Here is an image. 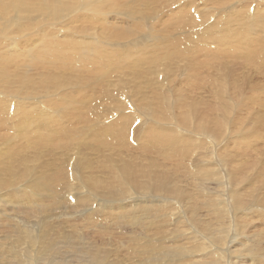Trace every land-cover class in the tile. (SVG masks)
Returning a JSON list of instances; mask_svg holds the SVG:
<instances>
[{
    "label": "bare ground",
    "instance_id": "obj_1",
    "mask_svg": "<svg viewBox=\"0 0 264 264\" xmlns=\"http://www.w3.org/2000/svg\"><path fill=\"white\" fill-rule=\"evenodd\" d=\"M80 1H81V3L79 4ZM144 1L146 2V0H144ZM161 1L163 3H174V5L178 4L177 7L175 8V10L173 11V13H175V14H172V13L170 14L171 18H170V20L168 19L169 25H172L174 23V25L176 24V26L186 25V26L190 27L191 25L194 26L196 23L200 24L201 26L204 25L205 23H207V22L204 23V21H206L207 17L210 15V12L204 11V10L198 11V9H199L198 5L199 4H197V6H196V3L193 0L192 1L191 0H161ZM182 1L184 2V4H181L182 6H179V2H182ZM239 1H241V0H239ZM162 2L161 3L159 2L160 5H162ZM220 3L225 4V3H227V1L224 0ZM194 4H195V6H193ZM215 4H217V3H215ZM78 7H80L81 9L78 10ZM148 7L151 10L150 6H148ZM192 7H195L193 11L191 10V9H193ZM105 11H107L108 17L101 16L103 13H105ZM191 11H192V13H191V15H189V13ZM224 11H225L224 9L220 10L221 14L219 17L217 16V19H216L217 21H215V20L211 21L210 20V23L206 24L207 26H202V27H204V28L201 27L203 31L201 29H199L200 25L198 26L199 32L201 30V32L205 31V33H208V32H212L213 34L218 33V32L222 33V38L217 40V42L213 41L217 45L218 49H214L213 53L210 54L211 51H209V50H211L212 48H208L205 45V47H202L203 52H200V47L192 46L190 43L191 41L188 42V43H190V45L187 46L188 45V43H187V45L185 47V51L192 53V55L197 54V58H195L196 56H194V58L196 59V61H197V59L199 61H201V65L203 64V61L198 58V55L201 56L200 53L203 54L205 52L204 54H206V52L209 51L207 54V57L213 58L214 60H215V58L219 59V57H221V56L222 57L223 56H227V57L229 56L228 58L238 57L239 59L240 58L241 59L253 58L255 53H258V51H259V48L256 47V44H258L260 42H262V43L264 42V35H260V34H257V36H255V37H257V41L249 40V37L251 36L250 31L253 32V30H255V32L258 31V33H261V32H263V29H264V26L262 24V19L259 17H256V15L252 17L250 14V16L252 17L251 20L246 21L245 23L242 24V26L246 24L245 27H246L247 31H249L250 34L244 35L243 38H241V37H239L238 39L233 38V41L237 40L236 42H232L231 38H229L231 40V42H228L229 44H227L228 45L227 46L225 44V42H222V40L224 39V36H225V32L227 31V33H228L227 36H231L229 34L231 32H233V36H237L239 33V23H233L232 20H226V19L231 17L229 15V13H230L229 8L226 9V13ZM78 12H80L81 15H79V14L77 15ZM121 13L122 12H120L116 8V4L113 2V0H0V124H3L5 121L9 120L10 118L12 119L14 117L15 113H21L23 116L29 115V118H30V115L32 116V114L37 109V107L40 106L38 103L37 104L39 106L36 105L35 102L27 103L25 101H21L20 99L23 98L22 95L18 96L16 94L12 93V92H14L12 90H15L16 88L31 89V90L37 91V93H34L35 92L34 91L33 92L34 94H38L39 88L43 87L44 85L47 88V84L49 82H51L52 84H54V87L52 89H53V91H55V88H59L58 85H60L61 83L64 84L68 79V76L66 74L65 75H57V74L53 75V74H49V73L47 74V73H43V72L39 73L40 72L39 71L38 73L40 74L39 75L40 79L36 80L34 75H29L31 73V71L25 70V67L28 66L30 62H33L36 60V62L39 63V65H44L47 62H52V63L59 64V65H61V63H65V65H67L69 67L71 59L74 58V57L71 58V54L74 56L76 54V52L79 54L78 56H81V57H83L84 55L88 57L89 55L93 54L92 58H96L102 54V56H104L105 58H107L109 61L112 62V64H110L109 67H107V71L99 68L101 66V63H103L99 59H97V62H90V63H92V68L98 69L99 71L102 72V74L104 73V76H109V78H110V77L114 76V75L113 76L110 75L111 73H114L115 71H119V70H116L113 68L116 65H119V67H120L121 65L125 66L126 64H128V65H131L130 67H133L132 68L133 73H142L141 71L138 70V68L140 66L143 67V65H145V64L148 65V64H151L154 61L158 60V56H159L160 52L157 51V48L165 49L167 52H169L168 51L169 49L171 50V48L173 46V42L171 40L168 39V41H167V38H164L161 36H151L148 38L146 35L144 42H146L148 40V42H149V44L147 45L148 48L151 46H155V45L158 46L155 49V53H152V52L149 53L148 52L149 54L145 55V52H141L142 48H140V51H137L134 54V53H132V51L129 48L130 45H125V44L120 45L122 47V49H125V50L119 51L117 49V47H115L116 45L114 44V42H115L114 38H117L119 40H125V39L130 40L133 36L138 35L136 32L132 31L130 27L125 28L126 25L125 26L120 25L121 23L123 24V22H124V21L119 20V16L121 15ZM251 13H253V12H251ZM90 14H94V15H90ZM70 16L73 17L71 19V22L67 19ZM78 16L88 17V19H89L88 22L90 21L93 23L89 24L90 27L87 25H83V24H85L83 22L84 20L79 21ZM151 16H153V15H148V16L144 15L143 18L139 21V23L143 26L142 29L149 28L154 24L153 20H154V18H156V16L153 17L152 20H151ZM166 17L167 16H165V18ZM75 18H77V20H74ZM73 20L76 21L75 22V25H77L76 30L77 31L79 30L81 35L84 34L86 32V30H88L89 28H93L92 26L95 24H99L102 27H104L105 31H107L106 38L108 41H106V44L108 43L109 45H112L111 49L110 50L106 49L105 48L106 44H104V48L102 47L104 50H100V49L93 47V46H96V40L99 39L96 37H98V36L95 37V39H96V40L94 39L95 41L88 39V38L92 37L93 35L87 36V40H86V38H84V39H79V38L71 39L72 33H69L68 36L66 34L67 37H65L64 40H62L64 34L61 37L59 36L60 34L58 36H55L56 34L54 32H56V29H53L51 27L52 25L55 26L57 24V22L59 24L60 21L62 23L64 21H66V24L69 25L72 22H74ZM148 20H151L152 22L149 23ZM166 20H167V18H166ZM160 21H159V23H160ZM80 22H83V23L81 26H78L80 24ZM163 24H164V21H163ZM167 24H165V25H167ZM235 24L237 25V28H235ZM42 25H44V26L47 25L46 27L43 28V29H47L45 32H43V36L52 35L50 39H43L42 36L37 35L36 32L38 30H42L38 26H42ZM197 25H195V26H197ZM73 27L74 26H72L71 28H73ZM212 27H213V29H212ZM191 29H194V27ZM195 29L197 30L196 27H195ZM70 30H69V32H73ZM191 31L188 34H191V36L195 35L196 31H194L193 34L191 33ZM15 32H19L17 35L18 39H14V37L16 35L14 37H11V38H9V36H7V35H11ZM152 32L155 33L154 31H152ZM30 34H31V38L28 39L27 41H25L24 38H22L24 35L29 36ZM187 36L188 35H186L184 37L185 40H186ZM217 36H219V35L217 34ZM77 37H79V36H77ZM141 37L142 36H140L139 38L131 39L128 43L139 45V43L141 42ZM194 37H196V36H194ZM194 37H193V39H195ZM92 38H94V37H92ZM209 38L212 39L214 37L210 36V37H208V39ZM36 40H37L36 44L39 43L40 45L39 44L35 45ZM166 41H167V43H165ZM197 41H199V40H197ZM200 41H201V43H205V42H202V41H205V39L200 38ZM207 41H209V40H207ZM201 43H199V45H201ZM99 44H102V43H99ZM146 44L144 43L145 46H146ZM245 44L252 47L251 51H247V48H244ZM136 45H135V47L137 48ZM180 46H182V45H180ZM202 46H203V44H202ZM229 46H231V47H229ZM211 47H214V46H211ZM136 50H138V49H136ZM241 50H246L247 53L243 54L241 52ZM110 52H111V54H110ZM122 54L126 55L125 59L127 62L124 61ZM169 54L172 55L171 51L169 52ZM107 55H109L111 57L108 58ZM177 55H178V53H177ZM213 55H215V56H213ZM79 59H82V58H78L77 63L78 62L80 63ZM89 59H91V57ZM172 59H174V58H172ZM206 59H205V61H207ZM258 59H260V58H258ZM75 60H76V58H75ZM248 60H250V59H248ZM252 60H250V62H252ZM82 61L85 62L84 60H82ZM88 61H90V60H88ZM173 61H174L173 63H175V60H173ZM244 61L246 62V60H244ZM255 61H256V59H255ZM216 62H218V60ZM216 62H214V63H216ZM23 63H25V64H23ZM74 63H75V66L77 65L78 67L83 65L81 63H80L81 65L76 64V62H74ZM90 63H88V64H90ZM14 64H18L19 66H17V68H15V69H10L9 68L10 65H14ZM212 64H213V62H212ZM261 64H262V61H261ZM22 65H24L23 68L21 67ZM39 65H37V66H39ZM175 65H177V64H175ZM201 65L193 66L194 70L197 69L196 67L201 68ZM217 65H218V63H217ZM244 65H247V64H244ZM169 66H172V65L166 64L164 66V69H166V70L169 69ZM178 66H172V67L175 68V70H174L175 72L177 71L176 75L180 74L179 75L180 78L183 77L185 72L187 73V71L189 69L191 70V68H190L191 65L188 67L187 66L178 67ZM204 66H206V65L204 64ZM44 67H46V66H44ZM215 67H216V65H215ZM63 68H65V67H63ZM207 68L208 67H206V70H207ZM35 69L39 70L38 68H35ZM214 69L215 68L211 67V69H209V70L211 71ZM227 69H228V67H227ZM78 70H80V69H78ZM140 70H141V68H140ZM178 70L180 72H178ZM194 70H192V71L194 72ZM51 71H53V70H51ZM56 71L58 72V70H56ZM81 71L82 70H80V72ZM99 71H98V73H99ZM147 71L150 74H154V72H155V70H152L150 68ZM215 71H211V72H215ZM223 71L224 70H222V72ZM59 72H62V71H59ZM193 72L190 73V78H191V76L194 75ZM196 72H197V70H196ZM201 72H202V70H201ZM201 72L198 74H201ZM207 72L209 73L208 70H207ZM117 73H120V72H117ZM209 74H212V73H209ZM234 75H236V74H234ZM65 76L67 77V79L65 78ZM104 76H102V77H104ZM204 76H206V74ZM217 76H220V75H217ZM217 76L214 74L213 79H214V77L217 78ZM72 77H73V75H72ZM187 77H189V76H187ZM228 77L229 76L227 75V78ZM76 78L77 77H75V79ZM168 78H170V77H168V75H166L164 77V79H161V78L160 79H158V78L153 79L152 78L153 80L151 79L149 81L150 82L149 84H151V85H152V81H153V86H155L154 92L159 91L158 99H157L158 105L163 106L164 108L163 107H161V108L164 110L167 109V108H165L166 100L167 101L169 100V98H166V94H165V90H164L165 83H167L166 81H168ZM51 79H53V80H51ZM110 79H112V78H110ZM204 79L206 80V77ZM220 79L221 78L219 77L218 81H220ZM233 79L235 80V78H233ZM83 80H84V78H83ZM89 80H87V81H89ZM121 80L122 79L120 78L117 80V82H114V83H116V90L125 88V86H124L125 82H124V80H122V81ZM212 80L211 81L209 80V85H211L210 88L208 87V89H210L209 93H210L211 89H213V86H215L213 84L215 82H212ZM226 80L227 79H225L224 81H226ZM112 81L109 84H112L113 83ZM144 81H146V80H144ZM155 81L159 82V84L156 85L154 83ZM170 81H172V80H170ZM181 81L183 82V80H181ZM213 81H215V80H213ZM240 81H237V82L240 83ZM179 82H180V80H179ZM192 82L195 83L196 81H191V83ZM210 82H211V84H210ZM97 83H98V85H101L103 83V78L101 80H99ZM223 83H222V85H223ZM227 83H229V82H227ZM202 84H205V83H202ZM66 85H68V84H66ZM51 86H53V85H51ZM62 86H61V88H62ZM109 86H112V85H109ZM195 86L196 85H194L192 87H195ZM206 86H207V83H206ZM206 86H204V87L206 88ZM216 86H217V89H219L218 85H216ZM86 87H87V90L96 89V86L90 85V84L88 85L87 83H86ZM113 87H114V85H113ZM135 87H134V89H135ZM182 87L183 86L181 85V88ZM190 87H191V84H190ZM233 87H236V86H233ZM142 89H143V86L142 87L139 86V92H141ZM177 89H179V88H177ZM177 89H176V91H177ZM208 89L207 90L203 89V91L208 92ZM217 89H216V91H218ZM49 90H51V88H49ZM87 90L85 92H73L74 97H76L78 100L79 99L78 94H81L83 97L84 93H87ZM108 90L111 91V89H108ZM169 91H171V90H169ZM179 91H180V89H179ZM179 91H177V93ZM196 91H194V92L196 93ZM8 92H11V94ZM183 92H185V91H183ZM188 92H190V91H188ZM214 92H212V94L210 93L211 96H213ZM229 92H230V90H229ZM41 93L45 97H47V95L49 94V92H45V91H41L39 94L41 95ZM111 93H113V92L107 93V95H109V100L120 101L119 96L112 95ZM219 93H221V92H219ZM261 93H262V91H261ZM151 95L154 96L153 94H151ZM196 95H198V94H196ZM10 96H11V98H10ZM143 96H145L143 98V100L142 99L138 100V99H136L137 97L135 98L137 101H146L147 104L145 106H142V107L137 106L141 110H131L130 112H122L121 114L116 113V114H120V115L118 117H116V119H114L115 117L112 116V117H114L113 118L114 120L113 121L109 120V122L111 121L110 123H107V124L103 123L104 125L98 124L95 126H90L92 124V122H91L92 120L88 119L86 117L85 120H87V122L89 123V124L88 123L87 124H88L90 129L89 128H83L84 131H81L82 133L80 135L81 136L83 135V137H85L84 134H87L89 132L88 130H90L91 131L90 136H92L91 139H92V141H95V144H96V140H98L100 142V145H109V144L111 145V143H118L119 142L118 140H120L119 143H121V145H122V142H124V141L130 142L132 140L134 133L131 136V129L135 130V135L137 136L141 132V130H143L146 127V125L148 126V124L150 122L148 124H145V123H142L143 121H141V120H143L141 118H142V116H144L145 113H147L145 116L148 115V116H151L152 118L154 117V119L160 118L161 121H159L160 122L159 125H156L154 127V129L151 128V130H148L149 132L144 133V135H145V136L143 135L144 137L140 135L141 137H143V139H141L142 144L139 143L138 147L143 145V147H145L147 149V146L149 145V146L155 148V150L159 151V153L160 152L164 153L163 155H165V151L167 153H169L170 155L178 154L179 157L182 159L181 161L183 162V163L180 162L179 167H180V169L183 168V171H184V169L188 170V172L186 171L188 173L187 177L192 179L193 185L192 184L190 185V183H192V182L189 183L187 181L188 179L186 180L184 178V180H183V178H180L181 175L183 176V174L180 175V173L182 171H179L180 173L178 172V170L176 171L177 173H179L180 176H178L177 173L175 175L172 174L175 172H172L171 173L172 175H170V173H167V171H165L162 174H158L154 170V166H157V165L152 164L153 166L150 165V169L147 168L148 170H144V167L141 168V167L136 166V165L140 164V162L135 163V161L133 160L134 162H132L131 159L130 160L128 159L129 161H127L125 159H121L119 161L118 160L113 161L110 159L109 161H113V162L109 163V164L108 163L105 164L104 166L107 167L106 169H104L103 171H99L100 169L98 168L99 172L97 171V174L101 172L100 174L94 175V174L90 173L93 178L97 177L95 180L98 181L99 183H101L103 185V187H108L109 192H107V193L97 192L96 194L84 195V192H86L88 189L85 188V190H83L84 187L79 182V176L73 169L72 165L76 162L75 161L76 157H75V160L73 159L75 154H76L75 150H73V155H74V156H72L73 158H69V156H71V155L68 156V158L72 160L71 161L72 163L68 162V160L63 159V161L61 162L62 163L61 165L60 164H59V166L56 165L57 169L54 171L56 172V174L58 176H60L58 178L56 177L57 178L56 183L49 184L50 180L48 181V176L43 175V171H41L38 174V176L43 177V179H41V180L39 179L38 181H36V182H38V186H37V188L35 187L36 188V194L34 193L35 196L30 195L31 193L30 194L21 193L18 196L19 199H21L25 204L27 203L26 204V206H27L26 213H29L28 219L25 220V218H24V220H22L21 218L19 219V217L17 216L18 220H16L14 218V215L12 216L11 214L7 215V217L5 216L6 218L0 217V226L2 228L6 227L7 225L8 226L11 225L10 227L15 230V231L13 230L15 233H12L11 230H8L7 232H5L3 237L0 238L1 239L0 240V264H124L125 262L123 263V261H121V260L117 259V261H115V259L114 260L112 259L113 261H111V260H109V256H103L104 255L103 253H105V252H107V255H108V251H107L108 248H105L104 245H100L98 241H93V242L88 241L85 237H84L85 238L84 239L80 235H76V231H75V233H72L70 231V228H72V223L75 226L76 225L77 226L78 225H83V226L87 225L90 222V221L88 222L90 217L95 216L100 212L104 213L105 212L104 210H106V209H108L107 212L109 213V216H99V220L95 218L96 220H98V222H97L98 225L100 224L102 226L103 225L109 226L110 222H112V221H115V222L119 221V222H123V223L133 222L132 224L136 229V234L133 237V239L135 238L134 242H135L136 246L131 244L129 246V249L130 250L133 249L134 259L136 258L138 260V261H136L135 264H200L202 262H203V264H230V259H231L230 256H232V252H234L233 249L231 251H230V249L232 248V242L235 241L236 238H241V239L243 238V242H241V240H239L238 242L241 243V245L243 247H244L243 244L246 243L245 247L243 249V251H245V252L251 246L250 245L251 243L260 244V242H261L260 237L262 235H264V232H257V233L253 232L254 234L251 233V237L248 235V233L244 234L246 232L243 233V231H245L244 229L246 228V226L248 224H250V220L247 219V217H243V215L238 216L236 213L234 214V216H231V212L234 211L235 209H240L241 211H243L244 209H246L249 206L251 207V206H257V205L264 208V200H263L264 195H260L259 192L256 191L257 193L253 192L251 194V197H249L251 199H247L242 194L243 191H241L242 187H243L242 181L244 179L243 180H238V179L232 180L231 179L230 180V186H228L226 191L232 192V195L229 193V194H227V196H225V195L223 196L221 194V187H223L225 184L221 185L222 180H221L220 171H219L218 166L214 163L213 160L211 161L210 159L209 160L211 162L210 161L206 162L207 161L206 160L205 161L206 163L202 164L203 159L201 157L200 158L202 160L199 158V156L201 155L200 152L197 153L198 154L197 158H195V157L191 158V157H193L192 154H194V150H196V149L201 150L203 148V146H202V144L197 143L199 140L198 141L196 140L197 142H195L192 139L193 137L190 136L191 134L189 135V134H186L185 131L183 132V130H179L178 126H179V124L181 125L180 122H182L184 120L183 119L184 115L187 114V112H188V114H191L190 109L185 113L181 112L180 116H178V117L179 118L183 117V118H180V120H178V121L176 120L174 123L175 125H173V123H171V126H169L170 124L168 126H165V123L162 122V120H164L163 118H165V119L168 118L167 121L172 120L171 117L169 118V116H168L169 114L167 115L166 113H164L163 115H161L162 112H159V109L157 108L156 103H154L156 101V99L155 100L154 99L149 100L151 98H148V96H146V94ZM194 96L195 95L192 94V97H194ZM214 96H216V94ZM50 97H52V95H50ZM57 97H59V96H57ZM149 97H151V96H149ZM189 97L191 98V96H189ZM202 97H200V98L203 99ZM205 97L206 96L204 95V99H206ZM221 97H223V96H221ZM221 97L218 99H221ZM260 97L262 99V96H260ZM34 98H36V97H34ZM61 98L62 97H59L58 100H61ZM182 98H184V95ZM194 98L199 100V98H197V96ZM225 98H226V96H225ZM258 98L259 97H257V99ZM48 99H50V98L48 97ZM201 99H200V101H201ZM214 99H216V98H214ZM214 99H213V102L217 101ZM259 99H258V101H260ZM50 100H52V99H50ZM58 100H55V101H58ZM33 101H37V100H33ZM102 101H103V99H102ZM193 101L194 100H192L191 102H193ZM204 101H206V100H204ZM250 101H251V99H250ZM255 101H256V99H255ZM52 102H53V100H52ZM75 102L76 101L70 99L69 102H67L68 104L66 106H64L62 112L60 111L61 115H59V116L63 117V115H64L65 123H67L68 121L70 122V121L77 120L80 118H81V120H84L83 113L81 112L82 108L78 107L79 103H80V105H82L81 100L78 101L79 103H77V106H76ZM213 102H211V105H213L212 104ZM222 102H224V100ZM226 102H230V100L225 101V103ZM208 103L210 104V101ZM218 103H219L218 105L221 106L222 103L220 104L219 101H218ZM254 103L255 102H253V104ZM192 104H190V105H192ZM194 104H195V102H194ZM227 104H230V103H227ZM91 105H92V102H91ZM121 105H122L123 109H126L129 106L127 102L121 103ZM195 105H197V104H195ZM211 105H209V106L211 107ZM160 106H158V107H160ZM215 106L213 105L212 108H214ZM42 107L39 109V111H43V108H46V107H43V108ZM190 107H192V106H190ZM222 108L223 107H221V109ZM199 109H201V108H199ZM215 109H217V107ZM46 110L48 111L49 109H46ZM204 110H206V108ZM208 110L209 109H207V111ZM83 111H85V110L83 109ZM107 111H108V106H107ZM181 111H184V110H181ZM198 111H200V110H198ZM207 111H205V112H207ZM53 112L48 111L47 113H43V114L36 113V114H38L37 124L36 125L33 124L34 126L32 125L28 128V134L31 135V140H34L33 142H35V144H36V142L38 144V143H42V142L51 141L52 139H54V135H55L54 133L57 130H61L62 133L65 135V138H72V135H73L72 130H70L69 127H64V125L62 123V121H64V118L60 117L62 119V121H61V119L59 120V117L56 118V116H54ZM208 113L209 112H207L206 114H208ZM215 113L216 112H213L214 115H215ZM159 114L161 116H159ZM223 114L224 113H222V115ZM110 115H112V114H110ZM203 115H202V117H203ZM33 116H34V118H36V115H33ZM218 116H216V117L218 118ZM155 117H158V118H155ZM25 118H26V116H25ZM185 118H187V117L185 116ZM208 118H209V116H208ZM232 118H234V117H232ZM66 119H68V120H66ZM223 119L225 120V118H223ZM217 120H220V119H217ZM234 120H235V118H234ZM185 121H187V120H185ZM203 121L205 122L207 120L203 119ZM220 121H222V120H220ZM220 121H217V122H220ZM230 121L232 122L233 120H231V118H230ZM24 122L27 125L28 122H26V119ZM176 122H178L177 123L178 126H176ZM153 123L154 122L152 121V124ZM183 123L185 124L186 122H183ZM186 124H188V123H186ZM191 124H192V122H191ZM28 125H29V123H28ZM197 125H198V123H197ZM208 125L211 126V123ZM220 125H221V122H220ZM227 125L228 124L224 123V128L220 129V131L222 133H225ZM132 126L136 127V129L134 127L132 128ZM193 126H195V125H193ZM221 126H223V125H221ZM221 126H220V128H221ZM33 127H35L36 130ZM85 127H86V124H85ZM206 127L204 125L203 126L200 125L198 128L200 129V131L201 130L204 131V130H207ZM191 128L192 127H190V129ZM194 129L195 128L193 127L192 130H194ZM228 129H230V128H228ZM214 131H215V129H214ZM220 131H218V133ZM204 132H206V131H204ZM90 133H88V134H90ZM49 134H51V135L53 134L52 139L49 138L50 136L48 137ZM244 134L245 133H242V135H244ZM80 135L73 136V138L74 137H80ZM192 136H194V135L192 134ZM15 137H16V135H15ZM118 137H120V138L118 139ZM81 139L82 138L80 137L78 142L81 141ZM133 139H134V141H136L135 137ZM194 139H196V138H194ZM203 139H205V138H203ZM78 142H76V143H78ZM81 142H79V143L81 144ZM202 142H203V140H202ZM132 143H126L125 142V144L124 143L123 144L126 146L127 144H132ZM137 143H138V141H137ZM137 143L134 142V144H136V145H137ZM146 144H147V146H146ZM100 145L98 144V145H96V147H99ZM124 145H122V146H124ZM215 145H217V144H215ZM62 146L65 149L62 148V150L60 151L61 155H63V153L65 152L66 149L72 147V146H70L69 142H64V145L62 144ZM89 146H91V145H89ZM118 146H119V144H118ZM73 147H72V149H74ZM92 147L93 146H91V148ZM3 148L4 147L0 148V155H1L0 156V164H2V166H6L7 167L6 169L14 168L15 166L12 167L9 165H14L17 163H19L18 165L20 166L23 158L19 161H17L16 159H13V158L15 156H23V155H17L16 153H15L16 155H13L14 153L8 154L9 148L5 149V150H3ZM72 149H71L70 153L72 152ZM81 149H82V147H81ZM107 149H109V148H107ZM107 149L104 148V149H102V151L104 152ZM111 149H114V148H111ZM63 150H64V152H63ZM140 150H138V151H140ZM211 150H213V149H211ZM83 151H84V148H83ZM142 151H143V149H142ZM227 151H228V149L225 148V154ZM42 153L44 154V152H42ZM77 153H79V152H77ZM147 153L149 154V152H147ZM167 153H166V156H170V155H167ZM203 153H205V152H203ZM81 154L82 153H79V155H81ZM207 154L209 155V153H207ZM112 155H113V153H112ZM150 156H147L148 161L149 160L151 161V159L149 158ZM205 156H207V155H205ZM144 157H141V159ZM215 157L216 156H214V158ZM134 158H137V157H134ZM139 158H137V159H139ZM211 158L213 159V156ZM5 159H7L11 162L6 163ZM66 159H67V157H66ZM217 160H218V158H217ZM144 161H146V160H143V162ZM152 161H154V160H152ZM165 161H167L166 158H165ZM58 162H60V160H58ZM84 162H87V161L84 159ZM106 162H108V159ZM168 162H170V161H168ZM172 162H174V160ZM176 162L177 161H175V163H173V164L174 165L177 164ZM239 162L241 163V161H239ZM239 162H237V163H239ZM48 163H50V162H48ZM151 163H153V162H151ZM237 163H235L236 166H237ZM242 163H243V161H242ZM244 163H245V161H244ZM69 164H71V167H72L71 169H73V172H75V174H74L75 178L72 177L71 170L69 171L68 170L69 168L66 167V166H69ZM247 164H249V163H247ZM18 165H17V167H18ZM49 165L50 164H48V167H49ZM163 165H165V164H163ZM178 165H176V166L178 167ZM244 165H246V163ZM139 166H142V165L140 164ZM176 166H175V168H176ZM251 166H252V164H251ZM254 166H255V164H254ZM43 167H41V168H43ZM168 167H169V163H168ZM238 167H239V165L237 166V168ZM58 168H59V170H58ZM116 168H121L122 172L117 174ZM171 168H172V165H171ZM17 169L20 170L21 168H17ZM17 169H15V171H11L9 173H4L3 177L0 175L1 176L0 182L2 184H6L9 180V177H12L13 175H15V178H16V175L19 174V171H16ZM168 169H166V170H168ZM28 170L31 171L30 168ZM39 170H41V169H39ZM234 170H237V169L234 168ZM242 170L240 171V169H239L238 172H242ZM256 170H258V169H256ZM169 171H170V169H169ZM22 172H24V171H22ZM55 172L53 173L54 176H55ZM67 173H69L73 179H76V180H74L75 181L74 183L72 182V179L70 177L65 175ZM93 173H94V171H93ZM30 175H31V172H30ZM247 176H249V175H247ZM249 177H251V176H249ZM33 178L34 177H32L31 179H33ZM109 179H111V180L109 181ZM140 180H142V182ZM182 180L183 181L186 180L189 184L187 182L186 183L188 185L192 186L193 190H190L188 187H185L186 186L185 182H184L185 186L182 185L181 184ZM143 184H144L143 192H141L140 191V185H143ZM208 184H209V187H208ZM32 189H34V188H32ZM247 189H248V187H247ZM136 190H137V192H136ZM233 190H237L241 194L235 193V192H233ZM28 191L30 192L29 189H28ZM193 191L195 194L191 193ZM25 192H27V191H25ZM135 192H136V194L133 195ZM246 193L248 194L247 191H246ZM6 194H8V193H6ZM103 196H107V197H103ZM35 197L37 198V200L35 199ZM34 200H36V201H34ZM5 201L3 200L4 203H1L0 206H4L2 208V210L4 209V211L8 213L9 208H10L9 205L13 204L15 201H14L13 197H10ZM182 201L184 202L185 207L183 206L184 204L182 205ZM228 201H230L232 206H233L232 210H231L230 205L228 204ZM259 201L260 202L262 201L263 203H261V205H259L258 204ZM16 202H18V201H16ZM103 203H113L114 205L119 204V207L102 205ZM142 205H145L143 207L145 209L144 212H142L143 211ZM203 206L205 207V209L206 208L208 210L210 209L209 214L214 216L215 225L205 221L206 220L205 217H204L205 220L203 219V215L205 213H207V212H205V213L202 212V213H204V214H202L200 212L204 208ZM97 207H100V208L95 209ZM152 207H154L157 210H153ZM22 209H23V207H22ZM67 209H69V210H67ZM29 210H30V212H28ZM60 210H61V212H58L55 215H51L52 211L55 212V211H60ZM18 211H21V208L18 209ZM37 211H39L40 213H37ZM241 211H239V213ZM44 212H47V213L51 212L48 215L44 216L47 223H46V221L41 220L42 217H41V219L39 218V221L40 220L42 221L41 227L39 225H37V223H33L34 217L39 216V214L44 213ZM118 212L125 215V216H123L124 217L123 219H121L122 216L119 217L117 215ZM141 212H142V214H140V216H139V213H141ZM0 214H1V212H0ZM66 215H67V217H72L69 220H65V221H68V223L70 224L69 226H65L66 224H62L63 222L61 219L65 218ZM245 215H246V213H245ZM82 216L84 217V219L82 218ZM235 217H236L237 223H233V219H235ZM73 218L75 219L74 221L71 220ZM59 219H60V225H58L56 223V222H58ZM245 219H247L249 221H246ZM2 221L4 222L3 225H2ZM71 221H72V223H71ZM29 222H32L33 224L31 225V223L29 224ZM202 223H203V225H202ZM232 223L234 224V226ZM89 225H91V224H89ZM232 226H233V233H232ZM235 226H236V228H234ZM113 231L114 230L102 231V230H98V228L95 230V232L97 234H99V237L101 236L100 237L101 239H106L103 234H100V233H105V232H106V234H107V232H109V233L111 232L112 239H114L115 237H114ZM147 233H149V235ZM198 233H200V235ZM115 236H119V235H115ZM230 236H233V239L230 240V238H229ZM88 237H89V235H88ZM94 238H95V235H94ZM205 238H207L208 240H204ZM218 238H220V242L217 240ZM224 240L225 241L227 240V248L226 249H224L225 246L223 247L220 245V243L223 242ZM123 242H125V241H123ZM130 243H131V241H130ZM230 243H231V245H230ZM78 244L79 245L83 244L84 246L89 245L90 249H87V250L85 249L84 254H81V253L77 254V252L79 250H83L85 248V247H76V246H78ZM105 245H107V244H105ZM126 247H128V246L126 245ZM211 247H213V248H211ZM261 249H264L263 246H261ZM110 250H111V247H110ZM70 252H72V253H70ZM109 253L111 254V251H109ZM221 255L223 256V258ZM228 258H229V260H228ZM222 259H223V261H222ZM251 263L252 264H263L262 259H260V258H251ZM235 264H236V262H235Z\"/></svg>",
    "mask_w": 264,
    "mask_h": 264
},
{
    "label": "rangeland",
    "instance_id": "obj_2",
    "mask_svg": "<svg viewBox=\"0 0 264 264\" xmlns=\"http://www.w3.org/2000/svg\"><path fill=\"white\" fill-rule=\"evenodd\" d=\"M149 1V2H148ZM192 1V0H191ZM195 3H196V6L197 4H199V9L198 11H209L210 12V15L207 17L206 21L207 23H210V20L211 21H217V16L219 17L221 12L220 10L221 9H224L225 13H226V9L229 8V15L231 16L230 18L226 19V20H232L233 23H239V33L237 36H233V32L229 33L231 36H227V31L225 32V36H224V39L222 40V42H225V44H229L228 42H236L237 40L233 41V38H243L244 35H248L250 34L251 36L249 37V40H252V41H257V34H260V35H264V29H263V32L261 33H258V31L255 32V30L250 31H247L246 29V24L242 26L243 23H245L246 21H250L251 18L253 16L256 15V17H259L262 19V24L264 26V0H226L227 3H220L224 0H193ZM216 1V2H215ZM113 2L116 4V8L122 12L121 15L119 16V20L120 21H124L123 24L121 23L120 25L121 26H125V28H131L132 31L136 32L138 35L136 36H133L131 39H134V38H139L140 36L141 37V42L139 43V45L137 44H130L128 43L130 40L128 39H125V40H119L117 38H114V44L116 45L115 47H117V49L119 51H122V50H125V49H122V47L120 45L122 44H125V45H130L129 48L130 50L132 51V53H136L137 51H140V48H142L141 52H145V55L149 54V53H155V49L158 47V46H151L148 48V40L146 42L145 41V37L147 35V37H151V36H161V37H164V38H167V41L168 39L171 40L173 42V46L171 48V50L169 49L168 51L172 53V55L169 54V52H167L165 49H161V48H157V51L160 52L159 56H158V60L154 61L153 63L151 64H148V65H143V67H139L138 70L141 71L142 73H133L132 72V68L133 67H130L131 65H128L126 64L125 66L121 65L119 67V65H116L115 67H113L114 69L116 70H119V71H115L114 73H111L110 75H114L113 77H110L112 79L109 78V76H104V73L102 74L101 71H99L98 69L96 68H92V63L90 62H97V59H99L100 61H102L103 63H101V66L99 67L100 69H104L105 71H107V67H109L110 64H112L111 61H109L107 58H105L104 56L99 55L98 57L96 58H92V55H89L91 57V59H89L90 57L88 56H78L79 54L76 52V54L73 56L71 54V62H70V66L68 67L67 65H65V63H61V65L59 64H55V63H52V62H47L45 63L44 65H39V63L35 61L33 62H30L28 66L25 67V70L27 71H31V73L29 75H34L35 79H40L39 78V73L43 72V73H49V74H57V75H67L68 76V79L67 77L65 76V78L67 79V81L63 84L61 83L59 86V88H55V91H53V87H54V84H52L51 82H49L47 84V88L46 86L44 85L43 87L39 88V91H45V92H49V94L47 95V97H45L42 93L41 95L39 94L40 92L38 91V94H34V93H37V91L35 90H31V89H19V88H16L15 90H12L14 92V94L16 95H22L23 98H21L20 100L21 101H25L27 103L29 102H35L36 105H38L39 107H37V111L32 114V116L30 115V118H29V115H25L23 116L21 113H15L14 117L7 121H5L3 124H0V148L1 147H4L3 150L5 149H8V154H13V155H23V156H15L13 159H16L17 161L22 160V163L20 164V166L18 165L19 163L17 164H14V165H9V166H12L14 167L15 169L17 168H21L20 170L17 169L16 171H19V174L16 175V178H15V175H13L12 177H9V180L6 184H2L0 182V204L1 203H4L3 200H7L8 198L10 197H13L14 199V203L9 205V211L8 213L4 211V209L2 210V208L4 206H0V217L1 218H4L5 216L7 217V215L11 214L12 216L14 215V218L16 220H18V217L19 219L21 218L22 220H25L29 218V213H26V209H27V206L26 204L21 200L19 199V195L21 193H27V194H30V195H34L36 194V188L38 186V181L39 179H43V177L41 176H38V174L43 171V175L45 176H48V181L50 180L49 184H53V183H56L57 182V178L60 177L56 174V172L54 170L57 169V166H59V164L61 165L63 159L65 160H68V162L72 163L71 159L69 158H73L72 156L73 155V150H75V156H74V160H75V157H76V162L72 165L73 166V169L74 171L78 174L79 176V182L81 183V185L84 187L83 190H85V188H87L88 190L86 192H84V195H91V194H96L97 192H103V193H107L109 192V188L108 187H103V185L101 183H99L98 181H96L95 179L97 178H93L92 174L94 175H98L100 173L97 174V171H98V168L100 169L99 171H103L104 169H106L107 167L104 166L105 164H109V163H112L114 160H121V159H125L127 161H129L131 159L132 162L135 161V163H139L142 165V166H139L140 164L136 165L137 167H144V170H148L150 169V165H157V166H154V170L156 171V173L158 174H162L164 173L165 171H167V173H170V175H175L178 170L179 171H182L180 173L183 174V176L179 175L180 178H184L190 183V185L192 184L193 185V181L191 178L187 177V172L188 170L184 169L183 171V168L180 169V162H182L181 158L179 157L178 154H175L173 155H170L169 153H167L165 151V155H163L164 153H159V151L155 150V148L151 147V146H147V149L145 147H143V145L139 146V143L142 144L141 142V139H143V137L145 136L144 133L146 132H149L148 130H151L154 129V127L156 125H159L161 121L160 118L158 117H155V118H158V119H154V117L152 118L151 116H145L147 113L144 114V116H142L141 121H143L142 123H145V124H148V126L146 125V127L148 128H144L143 130H141V132L143 133H139L137 136L135 135V130H132L131 129V136L133 135V138L135 137V140L132 138V140L130 142L128 141H124L122 142V145L126 143H132V144H127L126 146H122L120 142V140H118L119 142L118 143H111V145H100V142L98 140H96V144H95V141H92V136L91 135V131L88 130L90 134H84L85 137H83V135L81 136L80 134L82 133L81 131H84L83 128H89L88 126V122L86 119V117L88 119H91L92 121V124L90 126H95V125H104L103 123L107 124V123H110L111 121H113L114 119H116V117H118L122 112H130L131 110H141L140 108L138 107H142V106H145L147 103L146 101H137L136 99H142L145 97L143 95L146 94V96H148V98H151L149 100H152V99H156V101L154 103H156V106L157 108L159 109V112H162L161 115H163L164 113H166L169 118L171 117L172 120L170 121H167V119L163 118L164 120H162V122L165 123V126H171V123H173V125H175V121L177 120H180V118H183V117H178L180 116L181 112H187L189 109L191 111V114H185L184 115V120L181 123V125L179 124V126L177 125L178 122H176V126L179 127V130H183V132L185 131L186 134H191L190 136L193 137L192 139L197 142V143H200L202 144L203 148L201 150H194V154H192L193 157L191 158H197L198 156V152H200V156L199 158L201 157L203 159L202 161V164L208 162V161H214V163L218 166L219 168V171H220V176H221V180H222V184L221 185H224L223 187H221V194L224 196H227V194H231L232 195V192H228L226 191L228 186H230V180H234V179H238V180H243L242 181V194L247 198V199H251L249 197H251V194L253 192H259L260 195H264V42H260L258 44H256V47L259 48V51L258 53H255L254 55V59L253 58H244V59H239L238 57H230L228 58L227 56H221L218 58H215V60L213 58H208L207 57V54L209 51L210 54L213 53V50L214 49H218L217 48V45L213 42H217V40H219L220 38H222V33L221 32H218V33H212V32H208V33H205L204 32H201L202 26H207L205 23L204 25H200L198 23H196L195 25L197 26H193L191 25L190 27L189 26H186V25H181V26H176V24L174 25V23L172 25H169V21L168 19L170 20L171 18V13L172 14H175L173 13V11L175 10V8L177 7L178 4H175L174 3H163L161 0H146V2L144 0H113ZM151 2V3H150ZM162 2V5H160V3ZM81 3V1L79 2V4ZM147 3V4H146ZM217 3V4H215ZM220 3V4H219ZM181 4H184V2H179V6H182ZM243 4V5H242ZM171 5V6H170ZM151 8V10L149 9V7ZM160 6V7H159ZM170 6V7H169ZM195 6V4L193 5ZM263 6V7H262ZM239 7V8H238ZM193 9H191L192 11L194 10L195 7H192ZM242 8V9H241ZM246 8V9H245ZM81 8L78 7V10H80ZM263 9V10H262ZM170 10V11H169ZM262 10V11H261ZM155 13H154V12ZM192 11L189 13V15H191ZM261 11V12H260ZM157 12V13H156ZM253 12V13H251ZM167 13V14H166ZM81 15L80 12L77 13V15ZM251 14V16H250ZM254 14V15H253ZM90 15H94V14H90ZM144 15H153L151 16V20L153 17L156 16V18H154L153 22L154 24L149 27V28H146V29H142L143 26L139 23V21L143 18ZM88 16V15H87ZM101 16H106L108 17V13L107 11H105V13H103ZM165 16H167V20L165 18ZM169 16V17H168ZM162 17V18H161ZM250 17V18H249ZM73 17H68L67 19L71 22V19ZM165 18V19H164ZM192 18V17H191ZM157 19V20H156ZM74 20H77V18H75ZM73 20V21H74ZM78 20L79 21H83L85 24L83 25H87L90 27V23H93V22H88V17H85V16H78ZM151 20H148L149 23H151L152 21ZM161 20V21H160ZM160 21V23H159ZM163 21H164V24H163ZM209 21V22H208ZM75 22H72L71 24L67 25L66 24V21H64L63 23L60 21L59 24L57 22V24L55 26H51L53 29H56V32H54L56 35L55 36H59L61 37L63 34V38L62 40L65 39V37L68 36L69 33H72V38L71 39H75V38H79V39H84L86 38L87 40V36H90V35H93L92 37L88 38L89 40H94L96 36V38H99V39H95L96 40V46H93L97 49H100V50H104V44H106V41L107 38V31H105V28L102 27L101 25L99 24H95L93 25L92 27L93 28H89L88 30H86V32L84 34L81 35V33L79 32V30L77 31L76 30V26L75 25ZM83 22H80V24L78 26H81ZM88 24H87V23ZM156 22V23H155ZM14 23V22H13ZM159 23V24H158ZM168 23V24H167ZM189 23V22H188ZM156 24V25H155ZM167 24V25H165ZM139 25V26H138ZM200 25V26H199ZM47 25H42V26H38L40 29L42 30H38L36 33L38 36H42L43 39H50L52 35L50 36H43V32H45L47 29H43L44 27H46ZM72 26H74L73 28H71ZM160 26V27H159ZM169 26V27H168ZM198 26L200 27L199 29L200 32L198 31ZM195 29V27L197 28V30L195 29H191L193 28ZM202 27V28H201ZM178 28V29H177ZM235 28H237V25L235 24ZM245 28V29H244ZM71 29V30H70ZM181 29V30H180ZM183 29V30H182ZM190 29V30H189ZM213 29V27H212ZM68 30V31H67ZM70 31H73V32H69ZM179 30V31H178ZM196 31L195 32V35H192L191 34H188L190 31ZM152 31H154L155 33H153ZM191 33L193 34L194 31ZM203 31V30H202ZM184 32V33H183ZM18 33L19 32H15L11 35H7L9 36V38L11 37H14V39H18ZM160 33V34H159ZM67 34V36H66ZM77 34V35H76ZM205 34V35H204ZM209 34V35H208ZM211 34V35H210ZM217 34L219 36H217ZM81 35V36H80ZM95 35V36H94ZM175 35V36H174ZM187 36L186 40H185V36ZM190 35V36H189ZM201 35V36H200ZM208 35V36H207ZM79 36V37H77ZM84 36V37H83ZM173 36V37H172ZM196 36V37H194ZM210 36H213L214 38H209ZM47 37V38H46ZM193 37L195 39H193ZM202 39H205V41H202V42H205V43H201L200 41V38ZM22 38H24L25 41H27L28 39L31 38V34L29 36H23ZM92 38V39H91ZM190 38V39H189ZM197 38V39H196ZM231 38V40L229 39ZM94 40V41H95ZM99 40V41H98ZM179 42H178V41ZM199 40V41H197ZM209 40V41H207ZM230 40V41H229ZM167 41L165 43H167ZM176 41V42H175ZM191 41V45L192 46H197V47H200V52H203L202 50V47H205V45L208 47V48H212L211 50L207 51L206 54H201L198 55V58L201 59L203 61V64L201 65V61H199L195 58H197V54H193L192 53H189L187 51H185V47L187 45V43ZM207 41V42H206ZM148 42V43H147ZM201 43V45H199V43ZM37 43V40L35 41V45H38L36 44ZM99 43H102V44H99ZM144 43L146 44V46L144 45ZM175 43V44H174ZM190 43H188L187 46L190 45ZM207 43V44H206ZM28 44V43H27ZM142 44V45H141ZM177 44V45H176ZM198 44V45H197ZM203 44V46H202ZM40 45V44H39ZM101 45V46H100ZM135 45L137 46V48L135 47ZM144 45V46H143ZM182 45V46H180ZM211 46H214V47H211ZM228 46V45H227ZM23 47V46H22ZM100 47V48H99ZM103 47V48H102ZM112 47V45H109L108 43L105 45V48L110 50ZM191 47V46H190ZM219 47V46H218ZM231 47V46H229ZM102 48V49H101ZM244 48H247V51H251V46L249 45H244ZM134 51H133V50ZM138 49V50H136ZM148 49V50H147ZM154 51H153V50ZM144 50V51H143ZM177 50V51H176ZM182 50V51H181ZM221 50V49H220ZM147 51V52H146ZM175 51V52H174ZM246 50H241V52L243 54H246L247 53ZM149 52V53H148ZM123 53V52H122ZM178 53V55H177ZM216 53V52H215ZM74 54V53H73ZM111 54V52H110ZM123 55V59L124 61H126V55L122 54ZM176 55V56H175ZM216 55V54H215ZM213 55V56H215ZM78 56V57H77ZM125 56V57H124ZM189 56V57H188ZM194 56H196L194 58ZM206 56V57H205ZM108 58H110L111 56L107 55ZM181 57V58H180ZM205 57V58H204ZM76 58V60H75ZM78 58H82V59H79L80 60V63L83 64L81 65L79 62L77 63L78 61ZM174 58V59H172ZM185 58V59H184ZM194 58V59H193ZM207 58V59H206ZM232 58V59H231ZM260 58V59H258ZM87 59V60H86ZM93 59V60H92ZM96 59V60H95ZM177 59V60H176ZM183 59V60H182ZM205 59L207 61H205ZM218 62H216L217 60ZM252 60V62H250V60ZM256 59V61H255ZM258 59V60H257ZM82 60H84L85 62H83ZM90 60V61H88ZM92 60V61H91ZM175 60V63H173ZM181 60V61H180ZM209 60V61H208ZM221 60V61H220ZM246 60V62L244 61ZM82 61V62H81ZM172 61V62H171ZM177 61V62H176ZM179 61V62H178ZM192 61V62H191ZM225 61V62H224ZM251 63H249V62ZM261 61H262V64H261ZM76 64H79L81 66H75V63ZM90 64H88V63ZM127 62V61H126ZM213 62V64H212ZM216 62V63H214ZM220 62V63H219ZM224 62V63H223ZM32 63V64H31ZM124 63V62H123ZM218 63V65H217ZM25 64V63H23ZM35 64V65H34ZM48 64V65H47ZM53 64V65H52ZM74 64V65H73ZM125 64V63H124ZM166 64H171L172 66H178V67H185V66H190L191 70L189 69L187 71V73L185 72L184 76L180 78V74H177L176 75V72L174 71L175 68L172 67V66H169V69H164V66ZM177 64V65H175ZM196 64V65H195ZM204 64L206 66H204ZM229 66H228V65ZM244 64H247V65H244ZM259 64V65H258ZM261 64V65H260ZM39 65V66H37ZM55 65V66H54ZM85 65V66H84ZM201 65V68L199 67H196L197 69V72L196 70H194L193 66H199ZM216 65V67H215ZM220 65V66H219ZM17 66H19L18 64H14V65H10V69H15L17 68ZM46 66V67H44ZM204 68H203V67ZM214 66V67H213ZM219 66V67H218ZM234 66V67H233ZM22 68L24 67V65L21 66ZM40 67V68H39ZM60 67V68H59ZM65 67V68H63ZM87 67V68H86ZM206 67L207 70L209 71V73H212L213 75L215 74L216 76L217 75H220V76H217L214 77L213 79V75L212 74H209L206 70ZM212 68H215L214 70H211V71H215V72H211L209 69ZM218 67V68H217ZM222 67V68H221ZM226 67V68H225ZM228 67V69H227ZM231 69H230V68ZM21 68V69H22ZM34 68V69H33ZM35 68H38L39 70L35 69ZM44 68V69H43ZM141 68V70H140ZM150 68L152 70H155L154 74H150L147 70ZM220 68V69H219ZM240 68V69H239ZM46 69V70H45ZM63 69V70H62ZM82 70L80 72V70ZM96 69V70H95ZM199 69V70H198ZM235 71H234V70ZM33 70V71H32ZM43 70V71H42ZM53 70V71H51ZM58 70V72L56 71ZM78 70V71H77ZM87 70V71H86ZM194 70V72L192 71ZM202 70V72H201ZM222 70H224L222 72ZM234 72H233V71ZM12 71V70H11ZM40 71V72H39ZM51 71V72H50ZM55 71V72H54ZM59 71H62V72H59ZM69 71V72H68ZM99 71V73H98ZM122 71V72H121ZM201 74H198L200 73ZM221 71V72H220ZM229 71V72H228ZM33 72V73H32ZM39 72V73H38ZM66 72V73H65ZM72 72V73H71ZM101 72V73H100ZM117 72H120V73H117ZM157 72V73H156ZM169 72V73H168ZM178 72H180L178 70ZM193 72V76H191L190 78V73ZM204 72V73H203ZM233 72V73H232ZM239 72V73H238ZM81 73V74H80ZM148 73V74H147ZM218 73V74H217ZM70 74V75H69ZM77 74V75H76ZM83 74V75H82ZM116 74V75H115ZM206 74V76L204 75ZM232 74V75H231ZM236 74V75H234ZM239 74V75H238ZM73 75V77H72ZM168 75V81H166L167 83H165V87H164V90H165V94H166V98H169V100L167 101L166 100V106L165 108L167 109H162L161 107L163 106H160L158 105V94H159V91L157 92H154V88L155 86H153V81H152V85L149 84L150 80L153 78V79H164V77ZM171 75V76H170ZM186 75V76H185ZM212 75V76H211ZM225 75V76H224ZM227 75L229 76L227 78ZM238 75V76H237ZM38 76V77H37ZM70 76V77H69ZM104 76V77H102ZM189 76V77H187ZM223 78H222V77ZM72 77V78H71ZM75 77H77L75 79ZM108 77V78H107ZM116 77V78H115ZM185 77V78H184ZM196 79H194V78ZM206 77V80L204 79ZM208 77V78H207ZM210 77V78H209ZM219 77L221 78L220 81H218ZM74 78V79H73ZM84 78V80H83ZM103 78V83L101 85H98V81L101 80ZM122 79L124 80V86L125 88L123 89H119V90H116V83L114 82H117L118 79ZM149 78V79H148ZM203 78V79H202ZM216 78V79H215ZM231 78V79H230ZM235 78V80L233 79ZM74 81H73V80ZM90 79V80H89ZM114 79V80H113ZM152 79V80H153ZM187 81H186V80ZM215 81H213V80ZM225 79H227L226 81L229 82L227 83L226 81H224ZM53 80V79H51ZM71 80V81H70ZM89 80V81H87ZM113 80V81H112ZM121 80V81H122ZM136 80V81H135ZM146 80V81H144ZM172 80V81H170ZM180 80V82H179ZM183 80V82L181 81ZM209 80L212 82H215L213 83L215 86L218 85L219 89H217V86H213V89H211L213 93V96L216 94V96H211L212 92L210 91L209 93V90L208 87L210 88L211 85H209ZM230 80V81H229ZM234 80V81H233ZM242 82H241V81ZM70 83H69V82ZM84 81V82H83ZM87 81V82H86ZM111 81L113 82L112 84H109L111 83ZM191 81H196L195 83H191ZM203 81V82H202ZM205 81V82H204ZM218 81V82H217ZM237 81H240L237 82ZM172 82V83H171ZM190 82V83H189ZM198 82V83H197ZM224 82V83H223ZM236 82V83H235ZM73 85H72V84ZM76 83V84H75ZM86 83L89 85H94L96 86V89L94 90H87V87H86ZM156 85L159 84V82L155 81L154 82ZM202 83H205V84H202ZM206 83H207V86H206ZM220 83V84H219ZM223 83V85H222ZM68 84V85H66ZM179 84V85H178ZM190 84H191V87L196 85L195 87H190ZM201 84V85H200ZM211 84V82H210ZM234 84V85H233ZM49 85V86H48ZM53 85V86H51ZM63 85V86H62ZM109 85H112V86H109ZM114 85V87H113ZM181 85L183 86L181 88ZM221 85V86H220ZM229 85V86H228ZM57 86V87H58ZM62 86V88H61ZM72 86V87H71ZM84 86V87H83ZM136 86V87H135ZM139 86H143V89L141 90V92H139ZM206 86V88L204 87ZM223 86V87H222ZM233 86H236V87H233ZM240 86V87H239ZM135 87V89H134ZM200 87V88H199ZM215 87V88H214ZM49 88H51V90H49ZM66 88V89H65ZM72 88V89H71ZM74 88V89H73ZM87 90V93H84V96L82 97L81 94H78V100L76 97H74V94L73 92H85ZM179 88V89H177ZM196 88V89H195ZM208 89V92L207 91H203V89ZM221 88V89H220ZM229 88V89H228ZM44 89V90H43ZM108 89H111V91H109ZM179 91L177 93V91ZM182 89V90H181ZM193 89V90H192ZM195 89V90H194ZM216 89L218 91H216ZM82 90V91H81ZM85 90V91H84ZM171 90V91H169ZM197 90V91H196ZM220 90V91H219ZM225 90V91H224ZM230 90V92H229ZM35 91V92H34ZM51 91V92H50ZM132 91V92H131ZM152 91V92H151ZM169 91V92H168ZM185 91V92H183ZM190 91V92H188ZM196 91V93L194 92ZM202 91V92H201ZM262 91V93H261ZM34 92V93H33ZM53 92V93H52ZM108 92H113L111 93L112 95H117L119 96V100L120 101H113V100H109V95H107ZM182 92V93H181ZM188 94H187V93ZM200 92V93H199ZM221 92V93H219ZM226 92V93H225ZM11 94V92H8ZM57 93V94H56ZM59 93V94H58ZM65 93V94H64ZM181 93V94H180ZM204 93V94H203ZM208 93V94H207ZM69 94V95H68ZM88 94V95H87ZM151 94H153L154 96H152ZM192 94L195 95L194 97L197 96L198 99L192 97ZM198 94V95H196ZM200 94V95H199ZM225 94V95H224ZM33 95V96H32ZM35 95V96H34ZM38 95V96H37ZM50 95H52V97H50ZM81 95V96H80ZM168 95V96H167ZM184 95V98H182ZM191 96V98L189 96ZM203 97H202V96ZM204 95L206 96L204 99ZM209 95V96H208ZM55 96V97H54ZM62 97L61 100H58L59 97ZM151 96V97H149ZM190 98H188V97ZM223 96V97H221ZM226 96V98H225ZM262 96V99L261 97ZM36 97V98H34ZM38 97V98H37ZM42 97V98H41ZM48 97L50 99L53 100H50L48 99ZM137 97V98H136ZM200 97H202L203 99H201ZM221 99H218L220 98ZM247 97V98H246ZM257 97H259L258 99L260 101H258ZM11 98V96H10ZM55 98V99H54ZM94 98V99H93ZM136 98V99H135ZM208 98V99H207ZM216 98V99H214ZM225 98V99H224ZM74 100L76 101V106H77V103H79L78 101L81 100V104L80 103L78 104V107L82 108L81 109V112L83 113V118L84 120H81L80 119H77V120H73V121H66L67 123H65V118H64V115L63 117L59 116L61 115V112L64 108V106H66L69 102V100ZM103 99V101H102ZM201 99V101H200ZM213 99L214 100H217L215 102H213ZM251 99V101H250ZM256 99V101H255ZM32 100V101H31ZM33 100H37V101H33ZM55 100H58V101H55ZM192 100H194L193 102H191ZM196 100V101H195ZM206 100V101H204ZM224 100V102L222 101ZM229 101L230 102H226L225 101ZM41 101V102H40ZM182 101V102H181ZM199 103H198V102ZM210 101V104L208 103ZM218 101L220 102L221 106L218 105ZM40 102V103H39ZM47 102V103H46ZM50 102V103H49ZM91 102H92V105H91ZM125 103L127 102L128 103V108L126 109H123L121 103ZM139 102V103H138ZM145 102V103H144ZM171 102V103H170ZM184 102V103H183ZM190 102V103H189ZM197 104L195 105L194 104ZM205 102V103H204ZM211 102H213L212 104L215 106L214 108L213 105H211ZM253 102H255L253 104ZM38 103V104H37ZM170 103V104H169ZM183 103V104H182ZM186 103V104H185ZM194 105H193V104ZM227 103H230V104H227ZM53 104V105H52ZM55 104V105H54ZM57 104V105H56ZM59 104V105H58ZM185 104V105H184ZM192 104V105H190ZM258 104V105H257ZM80 105V106H79ZM141 105V106H140ZM211 105V107L209 106ZM231 105V106H230ZM46 107V108H43V107ZM107 106H108V111H107ZM138 106V107H137ZM160 106V107H158ZM182 106V107H181ZM192 106V107H190ZM196 106V107H195ZM205 106V107H204ZM220 106V107H219ZM43 108V111H39L40 108ZM122 107V108H121ZM190 107V108H189ZM210 107V108H209ZM217 107V109H215ZM221 107H223L221 109ZM227 107V108H226ZM230 107V108H229ZM69 108V107H68ZM79 108V109H80ZM164 108V107H163ZM183 108V109H182ZM197 108V109H196ZM201 108V109H199ZM206 108V110H204ZM46 109H49L48 111L50 112H53L54 116H56V118L59 117V120L61 118H64V121H62L64 127H69L70 130H72L73 132V135H72V138H65V135L62 133L61 130H57L54 134V139H52V136L53 134H49L48 137L50 139H52L51 141L49 142H42V143H38L36 142H33L34 140H31V135L28 134V128L30 126H32L33 124L36 125L37 124V116L38 114H43V113H47L48 111ZM51 109V110H50ZM83 109L85 111H83ZM105 109V110H104ZM207 109H209L207 111ZM214 109V110H213ZM181 110H184V111H181ZM200 110V111H198ZM221 110V111H220ZM227 110V111H226ZM39 111V112H38ZM61 111V112H60ZM166 111V112H165ZM204 111V112H203ZM209 112L208 114H206L207 112ZM103 112V113H102ZM194 112V113H193ZM198 112V113H197ZM203 112V113H202ZM212 112V113H211ZM213 112H216L215 115L213 114ZM224 113L222 115V113ZM38 113V114H36ZM116 113H120V114H116ZM190 113V112H189ZM202 113V114H201ZM64 114V113H63ZM112 114V115H110ZM201 114V115H200ZM204 114V115H203ZM213 114V115H212ZM217 114V115H216ZM234 114V115H233ZM33 115H36V118H34ZM110 115V116H109ZM159 114V116H161ZM199 115V116H198ZM203 115V117H202ZM219 115V116H218ZM227 115V116H226ZM233 115V116H232ZM98 116V117H97ZM114 116V117H112ZM183 116V115H182ZM185 116L187 118H185ZM195 116V117H194ZM209 116V118H208ZM218 116V118L216 117ZM225 116V117H224ZM61 117V118H60ZM112 117V118H111ZM197 117V118H196ZM199 117V118H198ZM212 117V118H211ZM221 117V118H220ZM231 120H233L232 122L230 121V118ZM234 117V118H232ZM32 118V119H31ZM82 118V119H83ZM114 118V119H113ZM215 118V119H214ZM225 118V120L223 119ZM26 119V123L24 122ZM28 119V120H27ZM149 119V120H148ZM203 119L207 120V121H203ZM217 119H220V120H217ZM32 120V121H31ZM68 120V119H66ZM95 120V121H94ZM107 120V121H106ZM109 120H111L109 122ZM187 120V121H185ZM220 121L221 122V126L220 125V122H217V121ZM10 121V122H9ZM81 121V122H80ZM104 121V122H103ZM152 121L154 122L152 124ZM201 123H200V122ZM203 121V122H202ZM224 121V122H223ZM235 121V122H234ZM31 122V123H30ZM35 122V123H34ZM95 122V123H94ZM101 122V123H100ZM183 122H186L188 124H184ZM192 122V124H191ZM209 122V123H208ZM215 122V123H214ZM217 122V123H216ZM88 123V124H87ZM198 123V125H197ZM211 123V126L208 125ZM224 123L228 124L227 125V128H226V131L225 133H222L220 131V129L224 128ZM85 124H86V127H85ZM162 124V123H161ZM183 124V125H182ZM215 124V125H214ZM33 125V126H34ZM163 125V124H162ZM191 125V126H190ZM195 125V126H193ZM199 127L200 125H204L207 130H204V131H200V129L197 127ZM25 126V127H24ZM88 126V127H87ZM152 126V127H151ZM164 126V125H163ZM183 126V127H182ZM186 126V127H185ZM189 126V127H188ZM210 126V127H209ZM218 126V127H217ZM221 126V128H220ZM134 126H132L133 128ZM190 127H192L190 129ZM193 127L195 128L194 130ZM216 127V128H215ZM35 130L36 128L33 127ZM75 128V129H74ZM136 129V127H134ZM218 128V129H217ZM230 128V129H228ZM90 129V128H89ZM215 129V131H214ZM233 129V130H232ZM80 130V131H79ZM147 130V131H146ZM169 130V129H168ZM220 131L218 133V131ZM230 130V131H229ZM134 131V132H133ZM144 131V132H143ZM170 131V130H169ZM192 131V132H191ZM215 132V133H214ZM242 133H245L244 135H242ZM192 134L195 136H192ZM220 134V135H219ZM16 135V137H15ZM30 135V136H29ZM80 135V137L83 139H81V144L78 142L79 138L80 137H74L73 136H78ZM143 137H141V136ZM13 136V137H12ZM140 136V137H139ZM234 136V137H233ZM8 137V138H7ZM137 137V138H136ZM15 138V139H14ZM18 138V139H17ZM25 138V139H24ZM88 138V139H87ZM120 137H118L119 139ZM196 138V139H194ZM205 138V139H203ZM212 138V139H211ZM221 138V139H220ZM70 139V140H69ZM30 140V141H29ZM197 140V141H196ZM203 140V142H202ZM213 142H212V141ZM62 141V142H61ZM138 141V143H137ZM143 141V140H142ZM64 142H69L70 143V146H74L72 149L71 148H68L65 150H63V155H61V150L62 148H64L62 146V144L64 145ZM78 142V143H76ZM137 143L136 144H134ZM207 142V143H206ZM216 142V143H215ZM221 142V143H220ZM12 143V144H11ZM33 143V144H32ZM124 143V144H123ZM212 143V144H211ZM214 143V144H213ZM75 144V145H74ZM83 144V145H82ZM100 145L99 147H96V145ZM119 144V146H118ZM217 144V145H215ZM93 146L91 148V146ZM115 145V146H114ZM153 145V144H152ZM216 146V147H215ZM234 146V147H233ZM251 146V147H250ZM82 147V149H81ZM114 148V149H111V148ZM134 147V148H133ZM207 149H206V148ZM219 147V148H218ZM221 147V148H220ZM83 148H84V151H83ZM104 148H109L107 150H105L104 152L102 151V149ZM121 148V149H120ZM216 148V149H215ZM224 148V149H223ZM225 148L228 149V151L226 152L225 154ZM65 149V148H64ZM72 149V152L70 153ZM120 149V150H119ZM140 151H138V150ZM143 149V151H142ZM213 149V150H211ZM247 149V150H246ZM137 150V151H136ZM147 150V151H146ZM206 150V151H205ZM208 150V151H207ZM82 153L81 155H79V153ZM131 153H130V152ZM154 151V152H153ZM211 151V152H210ZM44 152V154L42 153ZM69 152V153H68ZM129 152V153H128ZM140 152V153H139ZM149 152V154L147 153ZM157 152V153H156ZM205 152V153H203ZM216 152V153H215ZM16 153V154H15ZM22 153V154H21ZM39 153V154H38ZM68 153V154H67ZM113 153V155H112ZM121 153V154H120ZM143 153V154H142ZM166 153L167 155H170V156H166ZM197 155H196V154ZM209 153V155L207 154ZM211 153V154H210ZM105 154V155H104ZM124 154V155H123ZM207 156H205V155ZM213 154V155H212ZM240 154V155H239ZM257 154V155H256ZM25 155V156H24ZM71 155V156H69ZM79 155V156H78ZM150 156L149 158L151 159V161L149 160L148 161V157L147 156ZM1 156V155H0ZM61 156V157H60ZM67 159H66V157ZM69 156V158H68ZM130 156V157H129ZM132 156V157H131ZM145 156V157H144ZM165 156V157H164ZM213 156V159L211 158ZM214 156H216L214 158ZM64 157V158H63ZM124 157V158H123ZM134 157H137V158H134ZM141 157H144L142 158L143 160H146L143 162V160L141 159ZM169 157V158H168ZM179 157V158H178ZM204 157V158H203ZM249 157V158H248ZM147 158V159H146ZM165 158L167 159V161H165ZM200 158V159H201ZM206 158V159H205ZM218 158V160H217ZM251 158V159H250ZM253 158V159H252ZM84 159L87 161V162H84ZM108 159V162H106ZM113 160V161H109V160ZM129 159V160H128ZM136 159V160H135ZM170 159V160H169ZM201 159V160H202ZM210 159V160H209ZM237 159V160H236ZM244 159V160H243ZM262 159V160H261ZM6 160V163H9L11 161ZM33 160V161H32ZM58 160H60V162H58ZM70 160V161H69ZM106 160V161H105ZM134 160V161H133ZM139 160V161H138ZM141 160V161H140ZM154 160V161H152ZM174 160V162H172ZM207 160V161H206ZM216 160V161H215ZM234 160V161H233ZM241 161V163L239 161ZM39 161V162H38ZM148 161V162H147ZM170 161V162H168ZM175 161H177L176 163L177 164H173L175 163ZM206 161V162H205ZM210 161V162H211ZM245 161L246 165H244L243 163ZM38 162V163H37ZM50 162V163H48ZM143 162V163H142ZM153 162V163H151ZM167 162V163H166ZM239 162V163H237ZM255 162V163H254ZM36 163V164H35ZM101 163V164H100ZM103 163V164H102ZM150 163V164H149ZM160 163V164H159ZM168 163H169V167H168ZM172 163V164H171ZM183 163V162H182ZM237 163V166L239 165V167L237 168L236 164ZM249 163V164H247ZM48 164L49 167H48ZM120 164V163H119ZM118 164V165H119ZM144 164V165H143ZM165 164V165H163ZM179 164V165H178ZM252 164V166H251ZM255 164V166H254ZM18 165V167H17ZM35 165V166H34ZM40 165V166H39ZM57 165V166H56ZM152 165V166H153ZM159 165V166H158ZM171 165H172V168H171ZM178 165V167L176 166ZM249 165V166H248ZM258 165V166H257ZM44 166V167H43ZM54 166V167H53ZM56 166V167H55ZM176 166V168H175ZM27 167V168H26ZM31 169L28 170L29 168ZM43 167V168H41ZM68 167L69 171L71 170V173H72V177L75 178V172H73V169H71V164H69V166H66ZM175 169H174V168ZM244 169H243V168ZM257 167V168H256ZM4 168V169H3ZM7 167L6 166H2V164H0V175L3 177V174L4 173H9L11 171H15L14 168H8L6 169ZM97 168V169H96ZM148 168V169H147ZM170 171H169V169ZM237 169V170H234ZM14 169V170H13ZM41 169V170H39ZM168 169V170H166ZM175 171H174V170ZM240 169V171L242 170V172H238ZM248 171H246V170ZM258 169V170H256ZM59 170V168H58ZM57 170V171H58ZM62 170V169H61ZM117 170V174L118 173H121V168H116ZM172 170V171H171ZM24 171V172H22ZM26 171V172H25ZM29 171V172H28ZM94 171V173H93ZM98 171V172H99ZM187 171V172H186ZM235 171V172H234ZM22 172V173H21ZM30 172H31V175H30ZM55 172V176L53 175V173ZM172 172H175V173H172ZM246 172V173H245ZM172 173V174H171ZM240 173V174H239ZM245 173V174H244ZM239 176H238V175ZM24 175V176H23ZM29 175V176H28ZM33 175V176H32ZM67 175L68 177H70L72 179V182L74 183L76 179H73L69 173L65 174ZM241 175V176H240ZM251 177H249V176ZM1 176H0V180H1ZM34 177L33 179H31L32 177ZM237 176V177H236ZM244 176V177H243ZM247 176V177H246ZM57 177V178H56ZM13 178V179H12ZM246 178V179H245ZM35 179V180H34ZM11 180V181H10ZM111 179H109L110 181ZM181 182L182 185H184L187 181H183ZM249 180V181H248ZM33 181V182H32ZM142 182V180H140ZM248 181V182H247ZM255 181V182H254ZM31 182V183H30ZM185 182V183H184ZM187 182V183H188ZM186 183V186L185 187H188L190 190H193L192 186L188 185ZM8 184V185H7ZM24 184V185H23ZM31 184V185H30ZM145 184V183H144ZM143 185H140V191L143 192ZM247 184V185H246ZM263 184V185H262ZM188 185V186H187ZM220 185V186H221ZM251 186V187H250ZM30 187V188H29ZM36 187V188H35ZM191 187V188H190ZM208 187H209V184H208ZM246 187V188H245ZM248 187V189H247ZM259 187V188H258ZM13 188V189H12ZM34 188V189H32ZM22 191H21V190ZM25 189V190H24ZM28 189L30 190V192L28 191ZM251 189V190H250ZM15 190V191H14ZM245 190V191H244ZM259 190V191H258ZM27 191V192H25ZM246 191L248 192V194L246 193ZM250 191V192H249ZM252 191V192H251ZM137 192V190H136ZM136 192L133 194L135 195ZM233 192L235 193H240L239 191L237 190H233ZM256 192V193H257ZM8 193V194H6ZM12 193V194H11ZM35 193V194H34ZM192 194H195L194 191L191 192ZM241 194V193H240ZM17 195V196H16ZM2 196V197H1ZM4 197V198H3ZM103 197H107V196H103ZM260 197V196H259ZM109 198V197H108ZM17 199V200H16ZM35 199L37 200V198L35 197ZM34 200V201H36ZM264 200V199H263ZM262 200V201H263ZM18 201V202H16ZM260 202L259 201V205H261V203L263 202ZM6 202V201H5ZM21 202V203H20ZM24 204H23V203ZM16 203V204H15ZM184 204V202L182 201V205ZM228 204L230 205L231 207V210L233 209V206L231 204L230 201H228ZM25 207H24V206ZM102 205H109V206H114V207H119V204H113V203H103ZM12 206V207H11ZM15 206V207H14ZM145 205H142V212L145 211V209L143 208ZM185 207V204L183 205ZM258 206V205H257ZM249 206L247 207L246 209H244L243 211H241L240 209H235L234 211L231 212V216H234V214L236 213L238 216L239 215H243V217H247V219L250 220V224H246V228L244 229L246 233L244 234H247L251 237V233L254 234V233H257V232H264V208L263 207H260V206ZM6 207V206H5ZM14 207V208H13ZM23 207V209H22ZM204 207V206H203ZM256 207V208H255ZM21 208V211H18V209ZM25 208V209H24ZM100 207H97L95 209H99ZM14 209V210H13ZM153 210H157L155 209L154 207H152ZM69 210V209H67ZM108 209L104 210L105 212L104 213H98L97 215L95 216H92L89 218L88 220V224L87 225H74L72 223V228H70V231L72 233H75L76 231V235H80L81 237H85L88 241H98L100 245H104L105 248H108L107 251H108V255H107V252L103 253L104 255L103 256H109V260L113 261L115 259V261L118 260H121L123 261L124 264H135L136 261H138L136 258L134 259V253H133V249H129V246L132 244L134 246L135 245V238L133 239V237L135 236L136 234V229L135 227L133 226V222L131 223H123V222H115V221H112L110 222L109 226H106V225H98V220H99V216H109V213L107 212ZM238 210V211H237ZM17 211V212H16ZM239 211H241L239 213ZM22 212V213H21ZM30 212V210L28 211ZM58 212H61L60 211H52L49 212L51 213V215H55L57 214ZM139 213V216L140 214ZM201 213L202 212H207V213H202L204 214L203 215V219L206 220L207 222L209 223H212L213 225H215V221H214V216L213 215H210V209L208 210L207 208L205 209V207L202 209V211H200ZM3 213V214H2ZM15 213V214H14ZM37 213H40L39 211H37ZM46 213V214H45ZM49 213L47 212H44V213H41L39 214V216H36L34 217V221L33 223H37V225H39L41 227V223L42 221H46L44 216L45 215H48ZM106 213V214H105ZM239 213V214H238ZM246 213V215H245ZM5 214V215H4ZM27 214V215H26ZM117 215L119 217H121V219H123L125 216L124 214L118 212ZM18 216V217H17ZM5 217V218H6ZM27 217V218H26ZM42 217V219H41ZM76 217V216H75ZM205 217V218H204ZM39 218L42 220L39 221ZM70 218L72 217H67V215L65 216V218L61 219L62 220V224H66L65 226H69L70 224L68 223V221H65V220H69ZM77 218V217H76ZM82 218L84 219V217L82 216ZM98 220H96V219ZM38 219V220H37ZM94 219V220H93ZM245 219L246 221H249ZM6 220V219H5ZM71 220H75L74 218L71 219ZM80 220V219H79ZM258 220V221H257ZM252 221V222H251ZM254 221V222H253ZM59 222V223H58ZM58 222H56L58 225H60V219L58 220ZM3 221H2V225H3ZM31 223V225L33 224L32 222H29V224ZM47 223V221H46ZM112 223V224H111ZM118 223V224H117ZM233 223H237L236 222V217L235 219H233ZM232 223V224H233ZM252 223V224H251ZM254 223V224H253ZM91 224V225H89ZM260 224V225H259ZM10 225V224H9ZM13 225V224H12ZM74 225V226H73ZM203 225V223H202ZM8 226V225H7ZM1 227L0 226V238L3 237V235L5 234V232H7L8 230H11L12 233H15L14 229L11 228L10 226L8 227ZM234 226V224H233ZM233 226H232V233H233ZM250 226V227H249ZM102 229H101V228ZM10 228V229H9ZM87 228V229H86ZM98 228V230H102V231H113V234H114V239H112V234L111 232H106L105 233H100V234H103L105 236L106 239H101L99 237V234H97L95 232L94 229ZM236 228V226L234 227ZM249 228V229H248ZM14 230V231H13ZM132 230V231H131ZM200 231V230H199ZM256 231V232H255ZM254 232V233H253ZM94 233V234H93ZM52 234V233H51ZM97 234V235H96ZM109 234V235H108ZM127 236H126V235ZM149 235V233H147ZM200 235V233H198ZM205 234V233H204ZM89 235V237H88ZM94 235H95V238H94ZM108 235V236H107ZM115 235H119V236H115ZM103 236V237H104ZM107 236V237H106ZM111 236V237H110ZM124 236V237H123ZM206 236V235H205ZM131 237V238H130ZM207 237V236H206ZM264 235H262L260 237V244H253L251 243L250 247L245 251H243L244 247H245V244L244 243V247L241 245V243H239L238 241L241 240V242H243V238H236L235 241L232 242V248L230 249V251L233 249V251L235 252H232V256H230V264H252L251 263V258H260L262 259V262L264 264V249H261V246H263L264 248ZM84 238V239H85ZM90 238V239H89ZM94 238V239H93ZM109 238V239H108ZM230 240L233 239V236H230L229 237ZM263 238V239H262ZM96 239V240H95ZM122 239V240H121ZM130 239V240H129ZM1 240V239H0ZM121 240V241H120ZM204 240H208L207 238H205ZM219 242H220V238L217 239ZM125 241V242H123ZM131 241V243H130ZM107 244V245H105ZM253 244V245H252ZM126 245L128 247H126ZM218 245V244H217ZM221 246H225L224 249L227 248V240L223 241L220 243ZM231 245V243H230ZM111 247V250H110V247ZM236 246V247H235ZM241 246V247H240ZM76 247H85L83 250H79L77 252V254H84L85 252V249H90V246L89 245H86L84 246L83 244H78V246ZM87 247V248H86ZM234 247V248H233ZM238 247V248H237ZM243 247V248H242ZM122 248V249H121ZM213 248V247H211ZM210 248V249H211ZM128 250V251H127ZM83 251V252H82ZM109 251H111V254L109 253ZM69 253V252H68ZM72 253V252H70ZM133 253V254H132ZM132 254V255H131ZM231 255V254H230ZM123 256V257H122ZM222 256V255H221ZM233 257V258H232ZM223 258V256H222ZM113 259V260H112ZM229 260V258H228ZM223 261V259H222ZM243 262V263H242ZM200 264H203L200 263Z\"/></svg>",
    "mask_w": 264,
    "mask_h": 264
}]
</instances>
